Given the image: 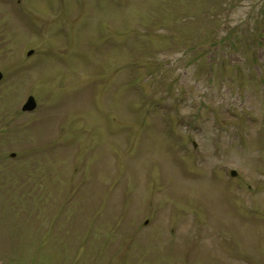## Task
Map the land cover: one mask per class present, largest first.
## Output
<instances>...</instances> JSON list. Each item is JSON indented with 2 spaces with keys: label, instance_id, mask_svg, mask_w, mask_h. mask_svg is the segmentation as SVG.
Returning a JSON list of instances; mask_svg holds the SVG:
<instances>
[{
  "label": "rangeland",
  "instance_id": "rangeland-1",
  "mask_svg": "<svg viewBox=\"0 0 264 264\" xmlns=\"http://www.w3.org/2000/svg\"><path fill=\"white\" fill-rule=\"evenodd\" d=\"M0 71V264H264V0H0Z\"/></svg>",
  "mask_w": 264,
  "mask_h": 264
},
{
  "label": "water",
  "instance_id": "water-1",
  "mask_svg": "<svg viewBox=\"0 0 264 264\" xmlns=\"http://www.w3.org/2000/svg\"><path fill=\"white\" fill-rule=\"evenodd\" d=\"M31 53H32V50H29L27 54H31ZM1 78H2V73L0 72V79ZM35 105H36V102H35L34 97L29 95L21 108L22 110L30 111L35 108ZM231 174L235 175V172L231 171Z\"/></svg>",
  "mask_w": 264,
  "mask_h": 264
}]
</instances>
